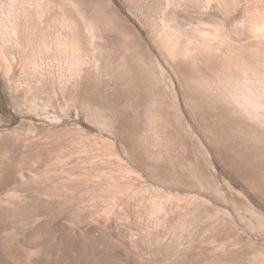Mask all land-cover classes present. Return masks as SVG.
I'll list each match as a JSON object with an SVG mask.
<instances>
[{"label":"rangeland","instance_id":"374dc122","mask_svg":"<svg viewBox=\"0 0 264 264\" xmlns=\"http://www.w3.org/2000/svg\"><path fill=\"white\" fill-rule=\"evenodd\" d=\"M0 264H264V0H0Z\"/></svg>","mask_w":264,"mask_h":264}]
</instances>
